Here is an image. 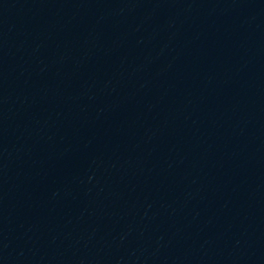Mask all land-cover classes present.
<instances>
[{
    "label": "water",
    "instance_id": "water-1",
    "mask_svg": "<svg viewBox=\"0 0 264 264\" xmlns=\"http://www.w3.org/2000/svg\"><path fill=\"white\" fill-rule=\"evenodd\" d=\"M0 264H264V0H0Z\"/></svg>",
    "mask_w": 264,
    "mask_h": 264
}]
</instances>
